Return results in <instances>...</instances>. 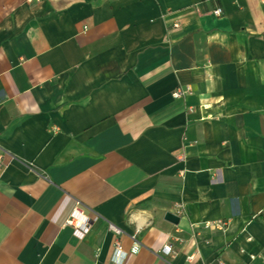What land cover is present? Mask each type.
Here are the masks:
<instances>
[{"label":"crops","instance_id":"crops-1","mask_svg":"<svg viewBox=\"0 0 264 264\" xmlns=\"http://www.w3.org/2000/svg\"><path fill=\"white\" fill-rule=\"evenodd\" d=\"M0 149V264H264V0H0Z\"/></svg>","mask_w":264,"mask_h":264},{"label":"built area","instance_id":"built-area-1","mask_svg":"<svg viewBox=\"0 0 264 264\" xmlns=\"http://www.w3.org/2000/svg\"><path fill=\"white\" fill-rule=\"evenodd\" d=\"M27 2L35 1L39 2L40 0H26ZM223 11L220 8H216L215 11L213 12L214 16H221ZM191 92L190 87H178L174 90L172 93V97L175 98H184L189 93ZM5 155V152L0 149V168L3 166V159L2 157ZM176 209L182 211L183 206L181 204L176 205ZM98 218L97 214L90 211L87 207H85L80 201H75L74 208L70 212V215L68 218L65 220V223L63 227H68L72 230V235L74 238L80 240L84 238L90 231L91 223L93 222L94 219ZM110 231H112L116 237H119L121 234V231L114 227L113 225L109 224L108 225ZM113 252H112V260L116 264H121L125 258L124 253L121 251L120 247V241L115 240ZM138 249V245L134 244L133 245V252H136ZM161 253L164 255H171L173 254L172 252V247L170 245H166L162 250Z\"/></svg>","mask_w":264,"mask_h":264},{"label":"water","instance_id":"water-1","mask_svg":"<svg viewBox=\"0 0 264 264\" xmlns=\"http://www.w3.org/2000/svg\"><path fill=\"white\" fill-rule=\"evenodd\" d=\"M165 219H167L168 221L172 222V223H176L177 222V217L171 213H167L165 215Z\"/></svg>","mask_w":264,"mask_h":264}]
</instances>
